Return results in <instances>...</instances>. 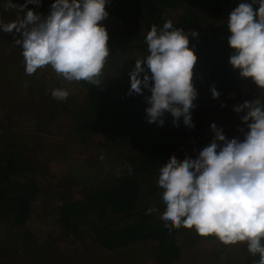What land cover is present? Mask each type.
I'll return each instance as SVG.
<instances>
[{"label":"trees","instance_id":"obj_1","mask_svg":"<svg viewBox=\"0 0 264 264\" xmlns=\"http://www.w3.org/2000/svg\"><path fill=\"white\" fill-rule=\"evenodd\" d=\"M240 0H108V16L102 23L108 33L109 55L98 84L79 81L84 89L81 108L71 113L73 123L85 138L93 131L101 132L109 142L121 149L125 164H134L119 182L104 187H90L86 195L74 201H63L58 209L59 226L75 239L90 237L104 248L122 247L140 241H152V257L159 264L178 259L181 236L186 246L202 238L194 229H165L160 220L163 211L159 169L171 156L178 163L195 158L207 146L205 139L213 135L209 125L226 127L232 132L228 139H243L247 122L242 110L233 111L230 94H238L244 77L228 63L232 49L227 44V15ZM255 8V6H254ZM168 10H178L172 21L188 35L189 47L197 57L192 70L196 93L190 113L191 131L180 121L174 125L170 113L164 123L146 119V97L150 90L128 94L129 73L136 59L148 55L144 39L152 25L162 27ZM196 35L193 36L192 32ZM114 42H118L114 44ZM145 71L148 69L145 66ZM143 76V73L140 74ZM149 75L150 72H149ZM151 83V81H149ZM210 86L219 96L212 98ZM237 96V95H236ZM247 99L264 102V90L249 88ZM35 166L20 150L0 151V224L19 223L31 213L32 202L40 188L31 176ZM148 208L157 209L148 213ZM249 257L256 263L259 254Z\"/></svg>","mask_w":264,"mask_h":264},{"label":"clouds","instance_id":"obj_2","mask_svg":"<svg viewBox=\"0 0 264 264\" xmlns=\"http://www.w3.org/2000/svg\"><path fill=\"white\" fill-rule=\"evenodd\" d=\"M107 2L52 0L49 12L42 16L26 9L28 3L40 0H25L18 7L6 0L7 8L23 14L7 23L0 20V32L19 33L13 42L21 48L26 74L50 66L68 82L98 84L109 55L108 33L100 23L108 16ZM226 25L232 49L228 63L264 89V0H240L228 13ZM144 39L148 55L135 60L128 94H140L142 86L149 89L147 121L162 125L167 112L174 125L180 121L191 131L190 113L196 99L192 70L197 57L188 46V35L165 20L160 28L152 25ZM210 92L212 98L219 96L212 86ZM68 95L64 88L51 90L57 100ZM242 110L245 114L240 119L247 122L242 140L226 139L212 123L214 137L194 159L178 163L171 156L161 166L157 179L164 206L160 220L169 232L185 227L225 245L242 242L250 254H259L256 264H264V102L244 101L233 108L237 113Z\"/></svg>","mask_w":264,"mask_h":264},{"label":"rangeland","instance_id":"obj_3","mask_svg":"<svg viewBox=\"0 0 264 264\" xmlns=\"http://www.w3.org/2000/svg\"><path fill=\"white\" fill-rule=\"evenodd\" d=\"M13 2L18 7L25 0ZM51 3L40 0L39 4L28 3L26 9L44 16ZM179 13L168 10L165 18L174 21ZM22 14L0 0L3 22ZM18 36L0 32V151L13 147L31 158L35 166L31 176L40 190L26 220L0 224V264H159L152 257V241L104 248L90 237L75 239L59 226L58 209L63 201L83 198L90 187L119 182L135 165L125 164L121 149L101 132L82 137L70 115L81 108L84 89L76 81L64 80L50 66L26 74L21 48L13 42ZM252 86L258 88L250 77L242 79L237 96L230 94L232 104L256 100L246 97ZM54 88L68 90V97L54 99ZM218 128L226 139L233 135L226 127ZM213 137L214 133L204 144ZM176 242L180 254L170 264H256L242 242L225 245L213 237L186 246L181 236Z\"/></svg>","mask_w":264,"mask_h":264}]
</instances>
